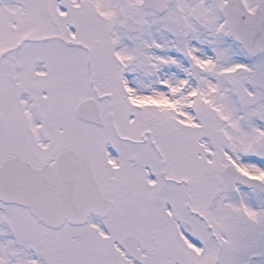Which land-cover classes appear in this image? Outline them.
<instances>
[{
    "label": "snow or ice",
    "instance_id": "snow-or-ice-1",
    "mask_svg": "<svg viewBox=\"0 0 264 264\" xmlns=\"http://www.w3.org/2000/svg\"><path fill=\"white\" fill-rule=\"evenodd\" d=\"M0 264H264V0H0Z\"/></svg>",
    "mask_w": 264,
    "mask_h": 264
}]
</instances>
